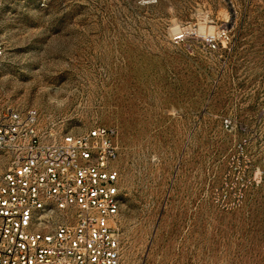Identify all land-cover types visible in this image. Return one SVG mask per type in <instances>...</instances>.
<instances>
[{
    "label": "rangeland",
    "instance_id": "rangeland-1",
    "mask_svg": "<svg viewBox=\"0 0 264 264\" xmlns=\"http://www.w3.org/2000/svg\"><path fill=\"white\" fill-rule=\"evenodd\" d=\"M0 38V102L118 131L122 264H264V0H1Z\"/></svg>",
    "mask_w": 264,
    "mask_h": 264
},
{
    "label": "built area",
    "instance_id": "built-area-1",
    "mask_svg": "<svg viewBox=\"0 0 264 264\" xmlns=\"http://www.w3.org/2000/svg\"><path fill=\"white\" fill-rule=\"evenodd\" d=\"M118 157L115 128L66 132L0 102V264H122Z\"/></svg>",
    "mask_w": 264,
    "mask_h": 264
}]
</instances>
